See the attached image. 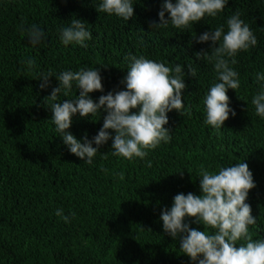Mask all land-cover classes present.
<instances>
[{
    "label": "trees",
    "instance_id": "trees-1",
    "mask_svg": "<svg viewBox=\"0 0 264 264\" xmlns=\"http://www.w3.org/2000/svg\"><path fill=\"white\" fill-rule=\"evenodd\" d=\"M163 2L133 0V16L126 21L97 12L101 0H0V264H194L180 250L179 238L164 231L161 211L170 209L179 193L201 195L202 169L218 173L241 162L256 185L245 201L256 217L249 233L253 240L264 238V117L251 102L264 89V81L257 80L258 73L264 75V0H228L215 17L205 15L186 29L171 24L152 29ZM236 11L257 45L236 55L231 67L240 86L227 91L236 115L229 113L222 128L214 129L205 123L204 101L220 81L214 62L195 56L201 49L209 51L211 41L197 43L193 37L221 25L226 33V22ZM74 18L86 22L92 33L87 47L62 43L61 29ZM22 24L38 25L44 41L29 44ZM129 56L183 66L185 107L182 114L175 109L167 113L171 140L148 150L144 160L112 155L109 139L87 164L63 143L51 120L53 101L45 98L58 86L61 72L82 67L101 75L103 91L89 93L94 102L126 90L122 81ZM28 59L35 61L34 71L28 70ZM188 65L196 69L195 77L187 74ZM49 71L50 85L41 90L38 76ZM79 92L73 82L67 97L62 91L57 102L75 99ZM98 112L83 118L76 113L66 131L91 141L106 115L103 109ZM57 209L70 217L69 223L55 214ZM194 220L185 217L184 222L215 234Z\"/></svg>",
    "mask_w": 264,
    "mask_h": 264
},
{
    "label": "clouds",
    "instance_id": "clouds-1",
    "mask_svg": "<svg viewBox=\"0 0 264 264\" xmlns=\"http://www.w3.org/2000/svg\"><path fill=\"white\" fill-rule=\"evenodd\" d=\"M228 0H164L158 12L159 23L153 21L152 29L167 28L169 24L177 29H186L193 23L201 21L205 15L215 17L222 12ZM97 12L128 20L133 16V0H101ZM168 13V18H165ZM227 32L221 25L215 30L205 31L199 37H193L197 43L211 41L210 50L201 49L195 54L197 60L214 62V70L220 82L210 87L205 97L206 121L214 129L222 128L229 118V113H236L229 107L228 89L236 90L240 86L238 73L231 67L237 63L235 57L241 50L247 51L257 45V38L250 26L241 19V13L236 11L227 20ZM22 34H26L29 44L35 46L44 41L45 32L36 24L27 28L21 25ZM92 33L86 28V22L72 19L69 26L61 29L62 43H76L87 47L85 41L90 40ZM218 45V46H217ZM128 72L122 83L126 90L115 94L108 92L101 95L98 102L90 98L89 93L103 91L102 78L98 70L82 67L78 71H63L56 77L58 86L45 99L53 101L50 106L52 122L69 151L87 164H92L100 146L109 139L112 140V155L126 159L134 157L144 160L148 150L155 149L161 141L171 140L167 113L173 109H184L182 91L186 85L183 80V66H165L144 56H129ZM28 70L34 71L35 61L28 59ZM187 74L195 77L196 69L187 66ZM51 71L41 72L38 79L42 80L41 90L50 85ZM258 81H264V75L257 74ZM73 82L80 90L75 99L57 102L58 95L63 91L67 97L73 87ZM252 104L256 114L264 117V89L253 96ZM139 108L138 112H131ZM103 109L106 115L103 125L91 141L87 137L77 140L73 134L66 131L70 128L72 117L79 113L80 117L99 115ZM113 130L111 136L108 130ZM93 144L96 147H93ZM148 167L152 166L148 161ZM121 179L123 173H119ZM201 195L193 193L177 194L173 198L170 209L161 211L160 219L163 229L173 239L179 238L180 250L194 264H264V238L253 240L249 233V225L256 223L251 206L246 203L249 190L256 185L247 163H237L234 166L222 167L218 173L201 170ZM70 222V217L63 214L62 209L55 213ZM75 217V213H71ZM185 217L195 218L194 223L215 229V234L205 230L190 228L185 223ZM244 241L237 247L238 241Z\"/></svg>",
    "mask_w": 264,
    "mask_h": 264
}]
</instances>
